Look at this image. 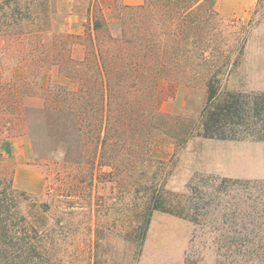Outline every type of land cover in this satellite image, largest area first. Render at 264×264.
<instances>
[{
  "label": "rangeland",
  "instance_id": "1",
  "mask_svg": "<svg viewBox=\"0 0 264 264\" xmlns=\"http://www.w3.org/2000/svg\"><path fill=\"white\" fill-rule=\"evenodd\" d=\"M254 1L248 7L223 0L228 16L216 6L228 27L243 32L233 54L240 64L222 87L237 97L236 109L218 117L210 138L197 130L184 142L183 129L199 126L206 93L201 85L185 98L181 93L180 114L161 111L171 117L164 123L170 134L155 136L137 192L129 190L124 171L115 181L104 168L101 182L85 195L87 183L73 167L57 165L60 157L31 161V177L13 181L11 164L0 159V264H264V1ZM88 5L60 0L52 15L56 30L82 33ZM102 9L116 24L112 4L103 2ZM40 84L76 88L55 73ZM159 88L162 110L177 87L163 81ZM9 135L0 126V143ZM153 196L160 208L143 218ZM142 221L144 238L137 230Z\"/></svg>",
  "mask_w": 264,
  "mask_h": 264
},
{
  "label": "trees",
  "instance_id": "2",
  "mask_svg": "<svg viewBox=\"0 0 264 264\" xmlns=\"http://www.w3.org/2000/svg\"><path fill=\"white\" fill-rule=\"evenodd\" d=\"M59 1L0 0V126L10 138L31 137L35 163L60 157L57 165L73 167L85 195L104 168L115 181L124 171L131 193L138 191L156 135L170 134L164 123L171 117L158 108L161 82L205 89L201 121L183 129L184 142L197 130L210 138L218 117L236 109L237 97L222 87L240 64L233 54L243 32L228 27L218 0H89L79 34L56 30ZM103 2L114 7L116 24ZM49 73L76 88H43ZM158 202L144 203L143 218ZM146 228L147 221L138 225L141 238Z\"/></svg>",
  "mask_w": 264,
  "mask_h": 264
},
{
  "label": "crops",
  "instance_id": "3",
  "mask_svg": "<svg viewBox=\"0 0 264 264\" xmlns=\"http://www.w3.org/2000/svg\"><path fill=\"white\" fill-rule=\"evenodd\" d=\"M223 0H218L217 7L219 4V12L225 16H228L229 13L224 11L220 7V2ZM233 4L241 2H246L248 7L254 5V0H230ZM240 7V5H239ZM242 10L240 9L239 12ZM185 92V93H183ZM181 93H183V98L187 97L189 94V89L186 87L179 86L175 90V94L172 98V101L160 111L166 112L168 114H180L183 111V103L180 102ZM164 106V105H163ZM0 159L3 163L11 164L13 168V181H17L18 177L22 174L27 178L31 177V161H34V154L31 145V140L28 136H18L13 138H7L1 141L0 143ZM28 169V170H26ZM28 182L30 183L29 179Z\"/></svg>",
  "mask_w": 264,
  "mask_h": 264
}]
</instances>
